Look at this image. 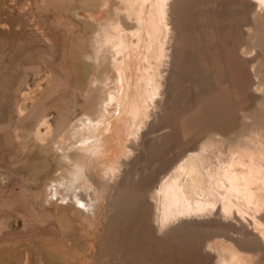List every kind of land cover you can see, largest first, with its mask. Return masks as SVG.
Segmentation results:
<instances>
[{
	"label": "rangeland",
	"instance_id": "1",
	"mask_svg": "<svg viewBox=\"0 0 264 264\" xmlns=\"http://www.w3.org/2000/svg\"><path fill=\"white\" fill-rule=\"evenodd\" d=\"M16 1L0 0V264H218V256L207 252L210 251L209 244L213 240H228L231 237L238 240L234 244L237 247L239 244L243 252L250 250L249 254L256 256V260L260 258L258 263L264 264V250H261L264 243L259 242L263 244L259 246L251 236L248 239L245 230L243 232L240 228L242 233L238 231L240 224L234 220V230L233 226L224 225L230 221L221 223L217 217L210 215L219 221L211 223V220L214 221L212 217L204 216V219L197 220L199 223H190L189 220L190 224L181 226L177 221L178 226H173V231H159L154 220L156 207L150 197L165 173L185 153L199 147L207 139L209 130L223 134L236 132L242 127L239 112L250 111L248 114L252 116L255 114L253 109L258 110L259 96L258 92H254L255 89L257 91V78L251 75L253 70L250 73V64L244 59L245 55H238L242 54L241 46L246 42L245 32L255 22V7H251L248 0H244V6L240 8L237 6L239 0H175L172 11L176 10L174 12L178 16L172 12L175 17L172 19L173 24L179 23L178 26L173 25L178 36L173 33L176 40L172 39V64L169 63L171 68L167 67L163 74L167 77L164 78L166 85L171 80L169 86L176 92L172 90L169 93L171 88L167 86L170 95L165 93L164 98H168V101H164L162 96L163 101L158 107L161 109H154L156 116L148 118L147 125L136 130V138L134 135L130 137L129 129L122 134L124 145L130 147L128 144L135 139L132 147L139 146L136 151L131 147L133 155L122 157L127 168L132 164L130 170L123 166L134 175L126 177V180L125 176H117L124 175L120 171L121 174L118 172L106 177L105 180L110 179L111 186L108 179L106 190L102 192L100 189L96 193L94 189L92 195L93 188L88 189L89 194L84 188L76 190V194L79 191L81 196L84 192L83 197L88 204L87 208L82 207L85 211L78 212L70 204L69 197L58 200L61 196L54 195L57 177L66 173V169L59 168L54 159L59 154L57 145L72 129L70 125H74L86 109L95 104L97 92L92 91L96 90L98 83L94 80L91 82V79L101 76L108 69L109 65L105 62L101 68L91 70L88 76H80V69L92 62L90 56L94 54L92 41L96 34V22L93 19L95 16H105L107 10L102 11L105 6L100 3L99 9H94L93 3L98 0H91L93 3L89 0H20L22 4ZM101 11L103 14H99ZM84 15L93 18L90 19L93 21H85ZM177 18H180L179 21ZM211 39L216 41L212 42ZM239 39H245L240 41V47ZM235 46L239 48L236 50ZM248 81L251 84H248L249 87ZM245 88H248V92ZM163 102L165 106H162ZM210 108V113H223L211 118L208 116ZM157 115H161L160 123H164L166 128L157 121L156 124H160L162 130L165 128L164 133L157 130L155 133L159 137L151 132L156 139L151 133L147 135L152 138L145 136L144 139L143 134L147 132L149 123L158 120ZM207 118H211L213 126ZM60 127L64 129L63 132ZM140 139L147 140L143 141L145 146ZM134 166L135 171H132ZM124 167L121 169L125 170ZM123 182L126 186L122 185ZM107 191L110 196L113 193V198L109 196L106 199ZM93 195L102 198L96 200ZM124 199H127V203ZM73 200L76 201L74 197Z\"/></svg>",
	"mask_w": 264,
	"mask_h": 264
},
{
	"label": "bare ground",
	"instance_id": "2",
	"mask_svg": "<svg viewBox=\"0 0 264 264\" xmlns=\"http://www.w3.org/2000/svg\"><path fill=\"white\" fill-rule=\"evenodd\" d=\"M89 1L93 3V1L91 0ZM96 1L94 0V2ZM98 1H97L98 3L97 8H96L97 3H93L94 9H99L98 7L103 5L105 6V9L102 10L103 9L102 7L101 10L102 11L107 10V12H104L105 16H103L104 14L101 11L102 13L99 14H103V15H101L102 17L100 16L99 18L98 16H95V13L93 14L91 10L89 11L93 14V16H95V19H93L94 17L90 14L93 17L90 19H93L96 22L95 24L96 34L94 36V41H92L94 42V44L92 43V45L94 46V54L90 56L92 62H90V64L84 65L80 69V76L82 78L88 76L91 70L93 69L97 70L101 68L102 64H104L105 62H107L109 66L107 70L101 73V76L95 77V79H91V82L94 80L95 83H98L97 87H95L96 90L92 91L94 93L95 91L97 92V95L95 97L96 99L94 98L96 100L95 104L87 108L83 116L80 119H78L76 123L74 122V125L73 124L70 125L72 126V129L68 127L69 130L70 129L71 130L68 131L66 135L63 137L64 141H62V143H59L58 144L59 146L57 145L59 154H56L54 159L57 165L59 166V168L66 169V173L60 175L56 179L57 185L55 188L54 195L61 196L57 198L58 200H65L67 197H69L70 198L69 200L71 201L70 204H72V206H74V208L77 209L78 212H82V210H84L82 209V207L85 208L88 207V204L85 201V198L83 197L84 192L82 193V196L81 193H79V191H81L82 188H84V191L86 189L88 190L93 188L91 189L92 190L91 192L93 193H91L90 190H88L87 192L88 194L90 192L92 195L95 193L93 191L94 189L97 191L96 193H98L100 189H102L103 192L104 189L106 190L108 185L111 186L110 185L111 182L109 178H108L109 182L107 185L106 180L108 181V179L105 180L106 177H111L113 175H116L118 172L120 173V171H122L124 175L121 176L118 174L117 176L120 177L125 176L124 178L126 177L131 178L134 175L132 174L133 172L131 173L130 171L126 170L127 166L123 163L125 159L123 158L124 159L123 160L122 157L127 156L128 154L130 156L133 149H135L136 151V148H139V146L135 145V147L137 146L136 148L132 147V145L134 146L135 144L133 142L135 139L132 141L131 144L126 143L130 147L124 145L125 141L123 139L122 134L125 132L126 129H129V131L131 132L132 135H130V137L136 134L137 132L136 130L142 127L143 125H145L146 120L148 118H151V116L152 117L156 116L154 115L155 114L154 109L156 108L161 109L158 107L161 106V103L163 101L162 99L165 96L164 94L165 93L169 94L172 90H174L173 88L170 87L171 86L170 79H168V81L170 80L169 82L167 81L170 86L166 85V81L164 82V78L167 79V77H165L166 74L164 75L163 73L164 71L168 70L167 67L168 68L170 67L168 66L169 63L171 62L172 64L171 57L173 50H171V48L173 47L172 45L174 44V43L172 44V41L176 40L173 39V33L177 34L175 32L177 31L175 28L176 26H174L173 28V25H177V26L179 25V23L173 24L174 21L172 19V17L174 16L172 15V12L176 11V10L172 11L174 9V7L172 9V6L176 1L175 0H98ZM239 1H240L239 4H237L238 8H240L239 6H244L242 4L244 0L242 1L239 0ZM249 2L251 3L249 5H252L251 7H255L256 10V12L254 13L256 15L254 14H253L254 16L252 15L253 18H255L254 19L255 22L253 26L250 25L251 27L250 26L248 27V25H244L248 27V29L245 27V29H247V32H245L246 42L244 41L245 43L243 44L242 47L241 42L245 39H243L242 41L239 39V42L240 41L241 42L240 44H238V46L239 47L241 46L242 48V49L240 48L241 50L239 49L242 54H238L236 51L234 52H236L238 55L241 56L245 55L244 59L251 66V67L249 66L248 68L250 69V73L252 72L251 69L253 70V74L251 73V75H254V77L257 78L256 79L257 91H255L256 90L255 89L254 92L255 93L258 92L257 94L259 96V102L257 106L258 113L256 115L257 111H254L256 110V108L253 109V113L255 114L254 115L252 114V116L248 114L250 112L249 111L250 109L247 110V112L249 111L248 113H246V111L244 112L243 110H241L239 114L240 116L242 115V121H241L242 127L240 128V130L236 132L231 131V133L229 132L228 134H223L221 132L214 131V129L211 127L213 130H209L208 134L206 135L207 139L202 144H200L199 147L197 146L196 149L192 151H188L184 155L182 154L183 157H181V159L178 160V162L174 165V167L170 168V171L168 170L169 172L167 170H166L167 173L164 172L165 175L161 178L159 184L154 188V191H152V193L150 194L151 200H153L151 203L154 202L156 207L154 220L156 221L155 226H157L159 231L165 229L166 230L173 229L174 227H176L177 221L178 223L181 224V226H183L184 224L187 225V223H189V220L190 223L191 222L199 223L200 221L197 222V220H202V218L204 219V216L209 217L210 215H214L219 220H221V223H223L222 221L224 220L226 222L230 221L227 223L224 222L225 223L224 225L226 226L231 225L232 227L234 221L239 222L237 223L240 224V227L238 226L239 232H241L240 228L241 230L243 229V232L245 230L248 239L250 236L252 237V239L254 238L253 241L257 242L255 243L256 245H258L259 242L264 243V0H248V3ZM99 3L101 4L100 6ZM17 4L18 3H16V5ZM20 4H22V2ZM229 6H231V4ZM175 7H180V6L175 5ZM176 12H174V14L177 17L178 13ZM85 16L87 15H84V17ZM86 19L89 18L85 17V21H87ZM90 19L89 21L92 22L93 20L91 21ZM250 19L251 18H249V20ZM90 22L88 25L91 24ZM175 34H174V38H175ZM91 35L92 36L94 35V31L92 32ZM224 35L226 36V34H223V36ZM234 38L235 37H233L232 39ZM222 39L223 38H221V40ZM230 39L231 38H229L228 40ZM214 41L212 40V42ZM236 41H238V39ZM212 44L214 48L215 47L214 43ZM239 47H236V50ZM231 49L234 50L233 47ZM252 53L254 55H252ZM235 54L233 55L235 56ZM221 57L222 56H220V58ZM231 57L233 58V56ZM218 62L219 61H217V63ZM250 81L252 82V80ZM87 82L90 83V81ZM90 84L89 86L92 88V85ZM248 84H250V82L247 83V86ZM167 86L171 88L170 90L168 87V89L170 90L169 93ZM247 89L245 88L246 91ZM249 92H251V90ZM167 99L164 98V101L165 100L168 101ZM164 104L165 102H163L162 106H165ZM219 107L220 106H218V108ZM212 108H210L208 112L212 111ZM231 112H233V110ZM222 113L220 112V114H216L213 112L211 113L209 112L208 116L211 118H216L218 117V115H221ZM160 116L159 118H157L158 120L154 119L155 122L148 121L150 123L149 126L147 127V132L145 131L146 133L144 132L145 134H143L144 139H146L145 136L147 137L148 133L154 132L155 135H158L159 132H162L166 128L163 125L164 123H160L161 122L159 120ZM211 118L209 119L207 118V120H210L212 122ZM204 119L206 118L204 117ZM156 121L161 125L160 124L157 125ZM211 124L213 126L214 122H212ZM159 125L160 126L163 125L165 128L162 130V128L160 129ZM158 127L160 131L159 129H157ZM60 130L61 132H63L64 129L63 128L61 129L60 127ZM157 130L158 133H155V131ZM140 131L143 132L144 130L141 128ZM137 135H134V137ZM155 135L151 133L152 137H154ZM151 136L148 137L150 138ZM140 137L142 138V136ZM154 139L156 138L154 137ZM141 140L142 139H140V141ZM143 141L144 140H142L141 143L142 145L145 146L144 142H146L147 140H145L144 142ZM63 142H67V144L65 145ZM53 150H54V146H53ZM137 152L136 154H138ZM140 154L138 155L139 157H141ZM135 161H137L136 157H135ZM123 165L126 166V168ZM127 165L129 166V162L127 163ZM122 167H124L125 170L124 169L122 170L121 169ZM135 167L136 166H134V170L132 169L131 170L135 171ZM129 168L127 169L130 170ZM114 177L112 179L115 180ZM114 180L111 181L114 182ZM122 180L120 181L122 182ZM126 180L124 179V181ZM123 184L124 186H126L125 182H123L122 185ZM112 189L113 188L109 190V194ZM150 189L152 190L153 188L150 187ZM76 190H79L78 194H76L77 192ZM70 192L72 193L70 194ZM109 194L106 196V199L109 198L110 196ZM112 195L113 193L111 194L110 197L113 198ZM95 196L93 198H95ZM73 197L76 199L75 202L73 200ZM90 197L92 198V196ZM148 197L149 196H147V198ZM119 198H123V197L120 196ZM124 200L125 202L127 201V199ZM121 205L123 204L121 203ZM100 207L102 208V206ZM105 208L107 209L106 206ZM93 211L95 210L93 209ZM90 212L91 211L89 210L88 213ZM176 212L177 214H175ZM214 216L213 217L211 216L213 220L215 219ZM211 217H209V219H211ZM205 220H208V218L207 219L205 218ZM218 221L211 220L210 222L212 223ZM201 222H205V221H201ZM220 224L218 223V225ZM247 224L251 226L250 227L251 229H248L249 226ZM234 225L236 224L234 223ZM246 225L248 226V228L246 227ZM232 228L234 230L235 226H233ZM235 230L237 231V229ZM155 231L157 232V230ZM228 235L229 234H227V236ZM229 236L231 237V235ZM243 237L244 236L242 235V238ZM234 238L235 237L233 238L231 237L228 240L225 239L220 241L213 240V242L210 244L209 241L208 244L210 251L208 250L207 252H213L215 256H218L217 258L218 264H256L255 262L260 263V258H258L259 260L257 259L258 260L257 261L256 256L249 254L250 250L245 249V251H248L246 252L248 254H246L245 251L243 252V249L241 250L239 248L240 247L239 244H238L239 247H237V245L234 244V242L237 243L238 240L236 241V239L234 240ZM246 238L244 240H246ZM247 241L248 240H246V242ZM255 244L254 246H256ZM261 245L263 244H259V246ZM256 247L259 249L258 246ZM262 247L261 250L263 251L264 249ZM207 248L208 247H206V249ZM258 249H256L257 252ZM254 251L252 252L254 253ZM76 256H78V254Z\"/></svg>",
	"mask_w": 264,
	"mask_h": 264
}]
</instances>
